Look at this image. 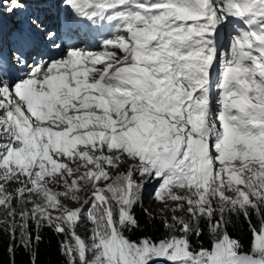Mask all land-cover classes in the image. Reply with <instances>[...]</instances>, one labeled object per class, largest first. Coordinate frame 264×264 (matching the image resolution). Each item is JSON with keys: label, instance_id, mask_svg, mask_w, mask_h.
Wrapping results in <instances>:
<instances>
[{"label": "snow or ice", "instance_id": "snow-or-ice-1", "mask_svg": "<svg viewBox=\"0 0 264 264\" xmlns=\"http://www.w3.org/2000/svg\"><path fill=\"white\" fill-rule=\"evenodd\" d=\"M46 231L61 264H264V0H0L10 264Z\"/></svg>", "mask_w": 264, "mask_h": 264}, {"label": "trees", "instance_id": "trees-1", "mask_svg": "<svg viewBox=\"0 0 264 264\" xmlns=\"http://www.w3.org/2000/svg\"><path fill=\"white\" fill-rule=\"evenodd\" d=\"M232 235L242 241L247 250L250 246L251 235L247 231V225L243 226V230H235ZM45 241L40 245L39 249V264H61V257L58 254V245L56 237L51 233L45 232ZM205 246H210L207 237H204ZM7 237L0 239V264H10L9 255L7 252ZM16 264H29V259L22 251H18L16 254Z\"/></svg>", "mask_w": 264, "mask_h": 264}, {"label": "rangeland", "instance_id": "rangeland-1", "mask_svg": "<svg viewBox=\"0 0 264 264\" xmlns=\"http://www.w3.org/2000/svg\"><path fill=\"white\" fill-rule=\"evenodd\" d=\"M9 21L11 22L12 20H9ZM12 22H14V21H12ZM145 205H146V206H149V205H148V201H147V199L145 200ZM158 208H159V205H157V204H155V203H152V204L149 206V211L156 212V211L158 210Z\"/></svg>", "mask_w": 264, "mask_h": 264}, {"label": "bare ground", "instance_id": "bare-ground-1", "mask_svg": "<svg viewBox=\"0 0 264 264\" xmlns=\"http://www.w3.org/2000/svg\"><path fill=\"white\" fill-rule=\"evenodd\" d=\"M6 23H9L10 24V23H12V21L10 22L9 20H6Z\"/></svg>", "mask_w": 264, "mask_h": 264}]
</instances>
